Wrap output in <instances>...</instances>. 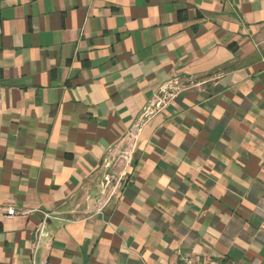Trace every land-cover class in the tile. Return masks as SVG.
<instances>
[{
    "label": "crops",
    "instance_id": "1",
    "mask_svg": "<svg viewBox=\"0 0 264 264\" xmlns=\"http://www.w3.org/2000/svg\"><path fill=\"white\" fill-rule=\"evenodd\" d=\"M0 203V264H264V0H0Z\"/></svg>",
    "mask_w": 264,
    "mask_h": 264
},
{
    "label": "built area",
    "instance_id": "2",
    "mask_svg": "<svg viewBox=\"0 0 264 264\" xmlns=\"http://www.w3.org/2000/svg\"><path fill=\"white\" fill-rule=\"evenodd\" d=\"M158 104L160 103L159 101L157 102ZM109 178L107 176L104 177V182H108ZM17 214V211L12 205H7L0 203V217H13L14 215ZM45 221L43 220L40 226L37 228L35 232V247L33 249V256L31 259L30 264H47L48 260L43 258V259H38L35 255V250L38 246V243L43 235H45ZM171 264H218L215 261H212L210 258H202V259H195L192 257H184V256H178Z\"/></svg>",
    "mask_w": 264,
    "mask_h": 264
}]
</instances>
